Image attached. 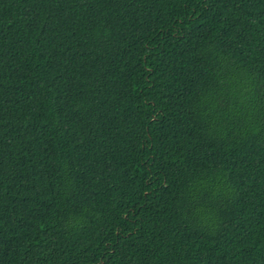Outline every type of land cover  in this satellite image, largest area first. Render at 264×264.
Masks as SVG:
<instances>
[{
  "label": "trees",
  "instance_id": "obj_1",
  "mask_svg": "<svg viewBox=\"0 0 264 264\" xmlns=\"http://www.w3.org/2000/svg\"><path fill=\"white\" fill-rule=\"evenodd\" d=\"M0 264H264V0H0Z\"/></svg>",
  "mask_w": 264,
  "mask_h": 264
}]
</instances>
